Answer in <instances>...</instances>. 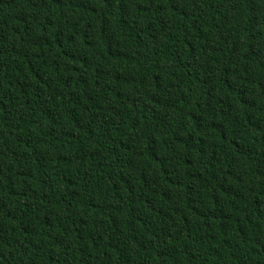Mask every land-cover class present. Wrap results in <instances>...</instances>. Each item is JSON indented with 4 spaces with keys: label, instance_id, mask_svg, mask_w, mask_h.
Masks as SVG:
<instances>
[{
    "label": "trees",
    "instance_id": "1",
    "mask_svg": "<svg viewBox=\"0 0 264 264\" xmlns=\"http://www.w3.org/2000/svg\"><path fill=\"white\" fill-rule=\"evenodd\" d=\"M0 264H264V0H0Z\"/></svg>",
    "mask_w": 264,
    "mask_h": 264
}]
</instances>
